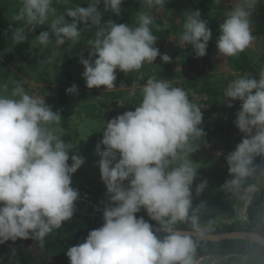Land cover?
<instances>
[{"label": "clouds", "instance_id": "obj_1", "mask_svg": "<svg viewBox=\"0 0 264 264\" xmlns=\"http://www.w3.org/2000/svg\"><path fill=\"white\" fill-rule=\"evenodd\" d=\"M85 2L87 7L73 0H20L12 20L19 24L11 29L12 41L22 43L26 29L47 25L48 30L36 35L33 48L74 46L82 33L95 28L94 38L87 42L88 57H80L88 89L115 88L117 70L138 71L158 56L164 63L171 62L155 47L158 37L152 32L149 13H137L135 26L117 24L102 18L109 12L119 16L123 0ZM260 2L235 0L219 24L218 56L234 57L249 48L254 40L251 16ZM142 3L164 7L166 0ZM55 4L63 5V11L58 12ZM81 24L83 28L78 27ZM211 38L208 21L199 10L183 14L179 39L191 46L196 57L206 55ZM77 91L75 84L66 89L68 94ZM140 96L134 110L104 125L95 147L107 196L103 223L67 249L70 264H197L198 247L214 230L211 220H202L206 202L193 205L198 167L192 156L207 146L201 107L169 79L149 77L140 86ZM233 101L240 102L233 123L243 135L225 156L231 178L220 189L248 200L264 190V71L258 78L240 76L230 81L223 102L231 108ZM61 117L44 97L31 96L21 82L11 87L0 84V244L32 239L43 247L45 238L75 212L79 192L72 186V174L85 159L69 156L74 146L62 138ZM207 186V180H201L195 195ZM142 209L158 227L137 216Z\"/></svg>", "mask_w": 264, "mask_h": 264}, {"label": "rangeland", "instance_id": "obj_2", "mask_svg": "<svg viewBox=\"0 0 264 264\" xmlns=\"http://www.w3.org/2000/svg\"><path fill=\"white\" fill-rule=\"evenodd\" d=\"M136 1L123 0L121 11L130 14L131 18L136 21V24V15L139 12H147L153 17L154 22L151 28L153 31L155 30V35H158L155 47L159 49L161 54L166 53L169 56L172 55L171 62L164 63L158 56L153 64L145 63L138 71L125 74L117 70V79L114 82L115 88L104 89L101 86L100 88L88 89L82 78L84 68L80 63V57H88L89 47L87 42L95 36V28H92L82 33L80 42L74 46L71 43H66L63 46L50 44L47 47L37 45L36 48H33L35 36L30 42V61L17 60L7 62L0 66V84L7 83L11 87L15 81L21 82L31 96L36 98L44 97L46 104L51 106L54 112H59L61 115L57 90L61 87L64 65L69 59H72L74 79L69 87L75 84L77 85L78 91L75 94H68L67 107L70 124L77 135L71 143L74 147L69 151V156L78 154L85 159V163L72 174V180L80 176L81 179H84L83 182L87 184L86 188H90L93 185L94 187H99L105 196L106 187L101 180L98 167L100 157L95 152L97 143L102 139L104 125L108 120L125 111L134 110V107L138 105L139 99L141 98L140 86L144 84L138 85L134 82V79H142L144 77L143 79L147 81L149 77H155L156 79H169L174 87L184 85L183 80L186 79V75L181 65L180 56L175 54V48L180 46L181 49L185 50L186 58L192 52L191 46L181 43L179 36L182 31L183 14L196 10V5L193 1L166 0L164 7H149L147 4L142 3V0H138V3ZM73 3L79 4L81 7L88 6L85 0H73ZM234 3L235 0H221L219 4H216L212 0V21L216 26L215 31H219V24L222 22L223 16L231 9ZM54 6L58 12L63 11V5L55 4ZM19 7L20 0H0V58L4 54L12 53L13 50L15 51L25 42L14 44L11 39V29L19 26V24L17 25L12 21ZM103 7L101 3L99 5L101 11H103ZM263 15L264 0H261L251 16L254 40L249 48L245 50L251 57L252 71L235 72L229 64V61L225 60L226 57L218 56L216 41H214V47L210 50L211 54H209V64L217 65L214 72L217 75L218 85L221 87L226 88L230 81L240 76H255L258 78L260 73L264 71V22L260 20ZM66 19L71 22V18L66 17ZM108 19L117 23L115 16L110 12L104 13L102 18L103 21H107ZM43 27H47V25ZM78 27L83 28L84 25L81 24ZM25 35L29 38V31H25ZM144 73L145 75H143ZM133 92L135 94H131ZM190 101L196 103L195 100ZM232 103L233 106L231 108L227 107V109H225L222 103L216 111L211 105L197 104L201 107V111H209V113H213V116L218 115L219 112H224L226 120L223 121L220 118L217 123H214L215 126L210 124L211 119L206 122L208 126H205L206 128L203 130L206 133L204 139L207 142V146H202L192 156L194 162H197L196 166L198 167L197 179L193 184L194 206L199 204V201H202L206 194L220 188L226 179L231 178L228 173L225 156L234 150L243 135L233 123L240 102L233 101ZM227 121L228 124L225 123ZM60 127H62V123ZM228 138L230 141H227ZM228 143L231 145L228 146ZM101 150H103V145H101ZM255 163H260L259 157H257ZM69 164H71V159H69ZM201 180H207L208 186L200 196H196L195 186ZM206 213L207 211L202 210V220H212L211 216ZM137 215L143 216L145 220H150L143 209ZM232 215V218L238 221L247 220L245 209L241 212H234ZM34 256L43 258V253H35ZM0 264H19L17 258H15L14 246L11 240L0 244ZM197 264L250 263L247 262L246 258L232 261L229 260V257H197Z\"/></svg>", "mask_w": 264, "mask_h": 264}, {"label": "trees", "instance_id": "obj_3", "mask_svg": "<svg viewBox=\"0 0 264 264\" xmlns=\"http://www.w3.org/2000/svg\"><path fill=\"white\" fill-rule=\"evenodd\" d=\"M183 1H193L195 3L196 10L201 12L202 19L208 21V27L212 31V38L208 42L206 55L204 57H196L192 50L186 58L185 50L181 49L180 46L175 48V54L180 56L181 65L186 75V79L183 80L184 85H178V87L188 91L189 99L195 100V104L211 105L216 111L219 109V105L223 103L225 109H227L225 105L226 102H223L225 87L218 85V79H216L217 75L214 72L217 65L209 64L210 50L214 47V41H216L219 34V31L214 30L216 26L212 21V0ZM136 2L138 3L139 1L137 0ZM114 16L118 24L128 23L130 26L136 25V21L131 18L128 13L121 11L119 16ZM260 20L264 22V15ZM46 30H48V28L43 26H37L35 29H26V31H29L30 37L28 38L26 35L25 42L21 44L18 49L15 51L13 50L12 53L4 54L0 58V66L7 62L17 60L25 62L30 61V42L32 38L39 35L41 31ZM154 31L152 29L155 35ZM170 57L172 58V55H170ZM225 60L229 61L232 69L237 73L253 70L251 57L246 51L234 57H226ZM64 67L62 71L61 87L57 90V96L58 103L61 107L62 138L66 143L71 144L77 135L70 124L67 107L68 93L66 92V89L69 88L74 79L72 59H69ZM143 75H145V73ZM143 78L144 77H142V79H134V82L138 85L145 84L146 81ZM201 112L203 114V129L208 126L206 122L210 119V124L214 126V123H217L220 118H222L223 121L226 120L224 112H219V116H213V113H209V111ZM225 123L228 124V121ZM227 141H230V139L228 138ZM230 145L231 144L228 143V146ZM83 180L84 179H81L80 176L72 180V186L79 192V198L75 202L76 208L72 218L65 222L59 229H54L45 238L43 247L32 239H17L16 241H12L15 258H17L19 264H70L66 256L67 249L81 243L87 237L90 230L99 228L102 225L103 211L97 210L95 206L104 207L107 203V198L99 187H94L93 185L90 188H86L87 184L83 182ZM202 201L206 202L207 207L204 210L207 211L206 214L211 216V221L213 222L212 227L214 230L211 233L246 231L248 233L258 232L264 237V190L259 192L255 197L245 200L237 194L228 193L217 188L215 191L206 194ZM200 202L201 200L199 203ZM243 209H245L247 220L238 221L232 218L234 212H241ZM147 221L156 224L155 221ZM178 227L182 230L185 229L184 225H178ZM35 253H43V258L34 256ZM197 257H229V260L232 261L246 258L247 262L250 264H264V246L248 239L205 240L198 247Z\"/></svg>", "mask_w": 264, "mask_h": 264}, {"label": "water", "instance_id": "obj_4", "mask_svg": "<svg viewBox=\"0 0 264 264\" xmlns=\"http://www.w3.org/2000/svg\"><path fill=\"white\" fill-rule=\"evenodd\" d=\"M97 210H102L104 207L95 206ZM152 224V223H151ZM154 227H158L157 224H152ZM223 239H248L252 242L259 243L264 246V237L258 232H246V231H229L223 233H209L207 240L220 241Z\"/></svg>", "mask_w": 264, "mask_h": 264}]
</instances>
